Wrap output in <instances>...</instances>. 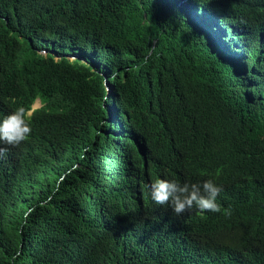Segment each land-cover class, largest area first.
I'll return each instance as SVG.
<instances>
[{
  "label": "trees",
  "instance_id": "16d2710c",
  "mask_svg": "<svg viewBox=\"0 0 264 264\" xmlns=\"http://www.w3.org/2000/svg\"><path fill=\"white\" fill-rule=\"evenodd\" d=\"M37 99L0 144V264H264V192L210 215L150 195L264 181V0H0V120Z\"/></svg>",
  "mask_w": 264,
  "mask_h": 264
},
{
  "label": "clouds",
  "instance_id": "9594fccd",
  "mask_svg": "<svg viewBox=\"0 0 264 264\" xmlns=\"http://www.w3.org/2000/svg\"><path fill=\"white\" fill-rule=\"evenodd\" d=\"M144 63H148L147 59ZM37 103H40V108L42 103L37 99L31 110L20 105L0 120V144L16 147L29 138L32 132V113L37 109L34 107ZM6 152V148H0V155ZM235 174L236 170L230 166H220L213 175L202 173L193 179V183L182 184L176 180L157 178L150 184L151 199L158 205L170 204L177 215L193 208L210 215L212 212H220V207H225L231 199L255 203L259 194L264 192V181L251 182ZM225 211L230 215L229 210Z\"/></svg>",
  "mask_w": 264,
  "mask_h": 264
},
{
  "label": "rangeland",
  "instance_id": "374dc122",
  "mask_svg": "<svg viewBox=\"0 0 264 264\" xmlns=\"http://www.w3.org/2000/svg\"><path fill=\"white\" fill-rule=\"evenodd\" d=\"M40 106V103H38L37 105H35L36 108H38ZM35 109V108H34Z\"/></svg>",
  "mask_w": 264,
  "mask_h": 264
},
{
  "label": "bare ground",
  "instance_id": "6f19581e",
  "mask_svg": "<svg viewBox=\"0 0 264 264\" xmlns=\"http://www.w3.org/2000/svg\"><path fill=\"white\" fill-rule=\"evenodd\" d=\"M38 104V103H37ZM37 104H35V105H37ZM35 107V106H34Z\"/></svg>",
  "mask_w": 264,
  "mask_h": 264
}]
</instances>
